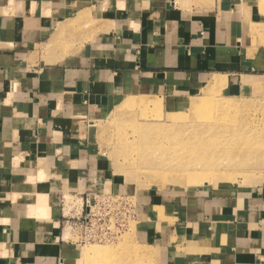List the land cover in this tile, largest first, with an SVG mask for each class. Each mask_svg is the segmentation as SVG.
Instances as JSON below:
<instances>
[{
	"label": "crops",
	"instance_id": "1",
	"mask_svg": "<svg viewBox=\"0 0 264 264\" xmlns=\"http://www.w3.org/2000/svg\"><path fill=\"white\" fill-rule=\"evenodd\" d=\"M176 4L0 0V264L74 262L57 198L114 180L92 116L129 96L174 110L206 84L264 94V13ZM205 189L144 207L162 263L264 264V185Z\"/></svg>",
	"mask_w": 264,
	"mask_h": 264
},
{
	"label": "rangeland",
	"instance_id": "2",
	"mask_svg": "<svg viewBox=\"0 0 264 264\" xmlns=\"http://www.w3.org/2000/svg\"><path fill=\"white\" fill-rule=\"evenodd\" d=\"M212 1L171 0L185 9ZM235 1L264 13V0ZM219 86L206 84L174 110L145 96H129L110 111L90 118L94 119L90 128L95 150L105 161L107 176L114 180L107 187H92L78 195L65 192L57 198L64 240L74 246L72 264H163L162 250L145 236L150 225L146 205L160 200L170 205L203 188L244 190L264 185V94L238 95ZM132 100L143 101L141 106L125 108ZM193 102L197 105H186ZM229 120H236L239 127ZM242 138L232 151L234 159L223 148L214 150L221 140L222 145L234 146ZM211 152L208 157L198 156ZM217 157L224 159L210 164L194 161ZM192 167L198 175L213 173L219 178H203L204 183L167 180L172 174L191 172ZM92 247L108 250L96 255Z\"/></svg>",
	"mask_w": 264,
	"mask_h": 264
},
{
	"label": "bare ground",
	"instance_id": "3",
	"mask_svg": "<svg viewBox=\"0 0 264 264\" xmlns=\"http://www.w3.org/2000/svg\"><path fill=\"white\" fill-rule=\"evenodd\" d=\"M143 101V100H142ZM142 101H137V100H132V101H129L127 102L124 107L125 108H131V107H137V106H141V102ZM187 106L189 107H193L194 105H197L195 104L194 102L193 103H187L186 104ZM150 115V114H149ZM229 122L232 124V125H236L239 127V124L238 122L235 120V121H230ZM244 138H242L237 144H235L234 146H232L231 144H228V145H222L220 142L223 141L221 140L220 142H218V144L215 146L214 150L217 152V150H219L220 148H223L226 150L227 154L226 156L234 159V155L232 154V151L237 149L238 148V145L240 144L241 141H243ZM251 145H254L255 142L254 141H250L249 142ZM237 145V147H236ZM228 149V151H227ZM213 152H211L210 154L209 153H206V154H202V155H198V156H203V157H208L210 155H212ZM258 151L255 152V154H257ZM221 156H224L222 153H217ZM218 159H224V158H221V157H217V158H214L212 160H203V159H195L194 158V161L195 163L196 162H201V163H205V164H210L212 161H216ZM228 161V160H227ZM230 163V161H228ZM257 164H263V163H257ZM198 169L196 168H191V172H181V173H177V174H172L171 177H168L167 180H179V181H182V182H185L186 180L188 179H191V180H199V182H203V178H206L208 181L211 180H216L218 179L219 177L217 176H214L213 173H208V174H211L210 176H201V175H198L200 173H197ZM223 176V175H222ZM157 178V177H156ZM156 178H152V179H156ZM204 183V182H203ZM108 250V247H92L91 248V251L92 253H95L96 255H102L104 254L105 251ZM106 262V259H102V263H105Z\"/></svg>",
	"mask_w": 264,
	"mask_h": 264
},
{
	"label": "built area",
	"instance_id": "4",
	"mask_svg": "<svg viewBox=\"0 0 264 264\" xmlns=\"http://www.w3.org/2000/svg\"><path fill=\"white\" fill-rule=\"evenodd\" d=\"M94 236V235H93Z\"/></svg>",
	"mask_w": 264,
	"mask_h": 264
}]
</instances>
